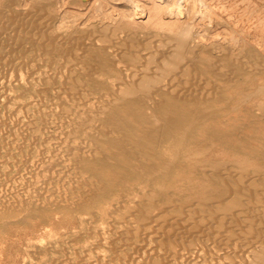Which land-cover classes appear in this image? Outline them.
<instances>
[{
	"label": "bare ground",
	"instance_id": "6f19581e",
	"mask_svg": "<svg viewBox=\"0 0 264 264\" xmlns=\"http://www.w3.org/2000/svg\"><path fill=\"white\" fill-rule=\"evenodd\" d=\"M25 1L5 0V7L0 6V63H12L11 52L16 49L29 48L35 54L28 60L22 57L14 61L15 67L30 61L39 65L40 57L46 66L37 77L40 84L34 95L40 98L30 103L46 108L23 125L25 131L37 128L47 141L39 149L42 157L34 168L75 175L71 186L53 195L45 207L101 216L114 232L110 264H264V137L255 134L259 145H252L249 138L236 135L239 127L229 116L236 107L219 106L224 101V88L215 82L209 87L202 78V74L210 73L226 87H233L240 84L242 75L256 73L233 55L216 53L219 42H207L198 30L193 31L197 0H168L176 5V9L166 10L168 17L178 22L185 15L187 20L177 26L172 43L165 44H147L138 31L122 29V19H133L145 11L142 1L105 0L124 2L126 7L119 13L102 10L100 5L102 32L112 26L110 35H96L100 28L96 22L80 35H74L73 30L67 33L60 17L38 15L24 6ZM62 1L47 0L46 5ZM154 1L159 2L154 8L159 14L164 0ZM51 23L61 30L52 28ZM222 69L233 70L236 77L230 78L231 74L225 75L227 71ZM263 88L261 85L255 91ZM259 109L262 113L257 117L252 113L250 124L264 131V108ZM22 146L18 148L22 150ZM200 146L204 149H194ZM33 179L29 181L32 184ZM7 206L0 205V215L10 211Z\"/></svg>",
	"mask_w": 264,
	"mask_h": 264
},
{
	"label": "rangeland",
	"instance_id": "374dc122",
	"mask_svg": "<svg viewBox=\"0 0 264 264\" xmlns=\"http://www.w3.org/2000/svg\"><path fill=\"white\" fill-rule=\"evenodd\" d=\"M138 1L145 2V4H146L145 11L142 12V15L136 14L135 17H133V19H130V18L129 19L128 18L122 19L121 20L122 29H124L125 31L127 30V32H128V30L132 31V32L138 31L137 32L138 34L146 37V39L144 41L147 44H165V42L172 43L173 39L171 37L173 36L175 31H177V26H181L187 20L185 15L183 14L184 16H181L179 18L178 22L174 18L168 17V15H169V13H167L168 9H170V8H172V10H174L173 8L176 9V7H175L176 5H174L172 3L171 4L168 3V0H164V1L160 2L162 8H161V11L159 14H156L154 11L155 5L158 4L159 2L157 3L154 0H138ZM46 2H47V0H26L24 3V6L29 7L30 10L32 9L33 12L37 11L36 13L38 15L43 13L41 16H43V17L46 16L45 18H48L51 14H56V16L61 18L60 23L64 25L63 29L66 30L67 33L72 32V30H73L74 35L75 34L77 35L78 33H79L78 35H80V34L84 33L85 30L88 31L90 29L89 28L90 24H93V22H96L98 25H100L99 26L100 28L97 29V31H95L96 35H99V34L105 33V32H106L105 35H110L114 30V28L112 26H109L111 29H108V27H107V28H105L106 29L105 32H102L104 30L102 28L104 23L101 22V19H100V15L102 13L100 7L102 6L101 7L102 10H105V11L107 10L108 12L111 10H115V13L121 12L122 9H125V7H126L125 4H123L124 2L108 3L105 0H90V1L64 0V1H62V3L54 4V6L53 5H46ZM173 5H174V7H173ZM0 6L5 7V0H0ZM196 8L198 10L199 19L197 17V19H195L194 22L192 23L193 31L196 32L198 30L197 32L199 34H202L204 39H207V42H212L215 39L221 45V47L216 51V53L231 54V56L233 55V58L234 57H235V59L238 58V61H243L242 64H244L248 69L253 68L255 73H256L253 76H247V74H245L247 77L245 75H242L239 78V80H240L239 85H236L233 87L227 86L228 88L225 86L224 81H222L221 79H214V77L210 73L202 74V78H203V80H205V83L208 84L207 86H209V87H211V85L215 82L214 83L215 86H218V88H219V86L221 85L222 88H224V90L222 92V95H223L222 98L224 101H222L219 106L226 105L228 107H230V106L236 107V110L231 111V113H229L230 117L231 116L234 117V119H231V121L234 124H237L239 127L236 130V135L249 138L250 143L252 145H259V143L254 139L253 136H255V134H259L260 136L264 137V131L262 130V128L259 131L256 130L255 127L250 124V117H251L252 113H253L252 115H255L256 117L262 113L261 112L262 110L259 109V106L264 108V93H263L264 88L261 90L262 92L261 91L260 92L255 91V89H257L259 86L264 85V0H197ZM38 9H39V11H38ZM95 16H97V17H95ZM51 24H53V23H51ZM57 26L58 25L53 24L52 28L57 29ZM71 28H73V29H71ZM57 30H61V29H57ZM100 30H101V32H100ZM116 31H118V30H115V32ZM107 32L109 34H107ZM165 33H167V34H165ZM158 34L159 35L161 34L162 36L161 35L159 36ZM145 35H147V36H145ZM157 37H158V39H157ZM162 37H164L165 39H168V40L165 41ZM167 37H169L170 39ZM242 37L244 38V40ZM244 42H245V46H244ZM4 43H5V41H4ZM240 51H241V53H243L242 55H241ZM17 52H18V54H17ZM23 52H24V56H23ZM11 54H13V55H11L12 56L11 60L14 59L12 63L9 62L8 66H7V62H5L4 64L0 63V69H1V67H2V69H5L3 71H2V69L0 70V78H2V79H0V81H1V83H0L1 88L0 89H2V90H0V101H1V103H0V109H1L0 110V119H1L0 125L2 124V128L0 126V131H2V132H0V155H1L0 156V162H1L0 163V165H1V167H0V179H1L0 180V203L1 204L0 205H1V207L7 206V205H8L7 207H10V211L7 210L8 213L0 215V264H33V263L34 264H62V263H64V264H70V263L71 264H91V263L92 264H110L112 262V260H111L112 250L110 249L109 246L111 245L112 239L114 238V234H113L114 232L112 230L109 231V229H111V226L106 222L104 224V220L101 219V216H96V215L91 216L89 214L86 215V214L81 213V212L69 211V210H66L64 208H56V207H54V208L53 207H47L46 208L45 207V205L49 201V199L53 198V195L62 193L68 187L71 186V184L73 183L72 181L75 180V177H74L75 175L72 174L73 177H70L71 173H69V172L56 175L55 172H53L51 170H47L44 172V170L37 169L38 168L37 163L40 161L39 157H42L41 154L39 153L40 152L39 149H42V147L47 143V141L45 142V140L41 137V133L37 128H34V127L31 128L30 127L28 130L25 131V129H24L25 126H23V125L27 124L28 119L32 118L35 115V113H39L40 110H45V108H46V106L44 104L41 105V103H35V104L33 102L30 103V101H34L35 98L36 99L40 98L39 95L38 96L34 95L35 89L37 87H39L38 85L40 84L39 81L37 80L38 79L37 77L41 72L40 70H42L46 66L44 64H41L42 60L40 59V57H38L39 60L41 61V63L39 65L37 63H35L34 61H30V63L28 62V64H26V65L20 64L16 67L13 65L14 61L15 62L19 61V60L23 59L22 57H25V59L28 60L32 56H34L33 54H35V51L31 50V49L29 50V48L28 49L24 48L22 50L16 49V50L12 51ZM247 57H248V59H247ZM250 63L252 66L253 65L254 66L250 67ZM11 65H12V67H11ZM258 65L260 66V68ZM23 66H25L24 68L26 69V71L23 68ZM223 69H222L223 73H226V71H227V74H225V75H228V73H229V75L231 74L230 78L236 77V75H235L236 73L233 72V70L230 71L228 69H225V70H223ZM15 71H17V72H15ZM2 72H4V73H2ZM22 72L23 73L25 72L24 76H23ZM16 73H17V75H16ZM194 73H196V72H194ZM21 74L24 78L21 76ZM2 75H3V77H1ZM30 75H32V76H30ZM195 75H197V73ZM192 76H194V74H192ZM21 79H23V80H21ZM245 80H247V81H245ZM210 81L212 83H210ZM28 84H29V86H28ZM245 84L247 86H245ZM4 85H6V86H4ZM244 88H246V89H244ZM37 93L38 92H36V94ZM258 93H260V94H258ZM1 94H3L2 97H1ZM234 94H235V96H234ZM243 94L245 96H243ZM248 94H253L251 96V99L250 98L247 99ZM228 99L231 101H228ZM7 100H9V101L7 102ZM244 100H245V102L243 103ZM46 101H49L48 98H46ZM4 103H5V105H4ZM39 106H40V108H39ZM226 106H224V107H226ZM4 107L6 108V111H5ZM13 110H16V111L14 112ZM5 112H6V114L3 115ZM12 112H14L16 114H13ZM23 112L27 114V117H25L26 115ZM13 115H15V116H13ZM10 116H11V118H9ZM5 117H7L8 120ZM14 117H15V119H14ZM15 120H17V121H15ZM13 121L15 122V124ZM17 122L20 123L23 127L20 124H18ZM214 123L216 126L219 127V124H216V122H214ZM18 127H19V129H18ZM20 127H22V128H20ZM8 128H9V130H8ZM3 131L6 132L7 134L4 133ZM11 131L13 132V134ZM18 134H19V136H18ZM20 135H22V137ZM34 135L36 136V138ZM24 136L26 137L25 142L23 140ZM3 138H5V139L2 140ZM13 139H15V140H13ZM12 140L14 142H12ZM8 141H10V142L8 143ZM16 141H17V143H16ZM33 141H35V142H33ZM31 143L32 144L34 143L33 144L34 147L32 146ZM9 145L11 148L9 147ZM22 145H24V147ZM18 146L19 147L22 146V150H21V148H18ZM9 148H10V150H9ZM31 148H32V150H31ZM194 149H204V147H202V146L194 147ZM217 149H218V151H220L219 148H217ZM7 150L9 151L8 155H7V153H8ZM10 151H11V153H10ZM20 153H22V154H20ZM3 155L4 156L7 155V156L4 157ZM24 157H27L28 159L25 158V161H24L23 160ZM5 159L7 160V162L5 161ZM32 159H33V162L35 164L32 162ZM34 159H35V161H34ZM36 159H37V161H36ZM18 160H19V162H17ZM10 161H11V164L9 163ZM15 161H16V164L14 165ZM26 161H28V162H26ZM27 163L28 164L32 163L34 165H32V164L28 165ZM8 164H10L11 167ZM15 166H17V167H15ZM25 166H26V169H25ZM34 166L37 168H34ZM16 168H18V169H16ZM17 170L20 171V172H18V174H17ZM29 170H31V171H29ZM26 171H27V173H26ZM49 172H52V175ZM40 173L42 175L41 176L42 178L40 177ZM44 173H47V174H44ZM6 174H8V175H6ZM32 174H34V175H32ZM43 175L45 176V178L47 176H50V178L53 176L51 178L52 180H50V178L47 177L46 179L49 180V181L47 180L48 181L47 182ZM55 175L57 176V179L55 178L56 177ZM64 175H66V176H64ZM11 176H14L16 178V181H15V178L11 177ZM63 177H64V179H63ZM68 177H70V178L68 179ZM9 178L10 179L13 178L11 180V182H10ZM36 178H38V179L41 178V180L40 179L38 180ZM53 178H55V179H53ZM61 178L63 179V181ZM32 179L34 181L33 184L31 183ZM27 181L28 182L31 181V182L28 183ZM35 181H37V182L35 183ZM39 181L42 184H39L38 183ZM9 182H10V185H9ZM17 182L19 183L20 187L17 186L18 185ZM51 182L52 183L54 182V184H51ZM23 183H25V185ZM30 183L33 186H31ZM34 183H35V185H34ZM60 183L64 184V186L59 185ZM3 185H5L6 188H8L9 190L6 189L5 186H3ZM54 185H56V187ZM2 186H3V189H2ZM36 186H37V188H36ZM60 186H62V187H60ZM49 187H51V189ZM13 188H15V190ZM19 188H20V190L22 189L21 190L22 192L19 191ZM44 188H46V189H44ZM25 189H26V191L24 193L23 191ZM2 190H4L3 191L4 193L2 192ZM7 190L9 192L6 193L5 191H7ZM31 190H33V191H31ZM41 191H43L42 194H41ZM18 192L19 193L21 192L22 194L19 195ZM1 193H3L4 195ZM46 194H48V195H46ZM28 197H29V200H28ZM15 198L17 200H15ZM22 198H23L24 202L22 201ZM39 199H40V201H39ZM46 199H47V201H46ZM16 201L18 204L15 203ZM40 202H42V203H40ZM25 203H27V204L25 205ZM27 205H29V206L31 205V207L29 208V206L27 207ZM16 207H17V209H16ZM28 209H29V211H26ZM87 217H88V219H87ZM94 219H96L95 220L96 222L94 221ZM86 221H87V223H86ZM98 226H99V228H98ZM89 227H91V228H89ZM97 230H98V232L100 230V233H98ZM105 231L107 233H105ZM100 238H102V239L104 238L103 241H101ZM60 240H62V241H60ZM94 244L95 245L97 244L98 247H94L95 246ZM154 244H155V242H152V245H154ZM46 248H47V250H46ZM75 248H76V251H78V252L74 251ZM94 248H96V249H94ZM34 249H36V250H34ZM56 249H58V251ZM81 250H82V252H81ZM84 251H85V253H84ZM84 254H86V256ZM69 255H70L71 259H69ZM83 255H84V258L80 257ZM102 255H103V258H102ZM53 259H54V261H53ZM79 259H82V260L84 259V260L82 263H80V261H78ZM97 259H99V261ZM106 259L108 260V262H105V261H107ZM62 260L64 262H61ZM65 260L67 261V263ZM90 261H92V262H90Z\"/></svg>",
	"mask_w": 264,
	"mask_h": 264
}]
</instances>
